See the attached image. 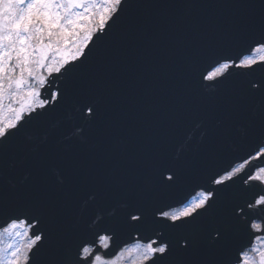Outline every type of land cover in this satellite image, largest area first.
Segmentation results:
<instances>
[{
	"label": "snow or ice",
	"instance_id": "snow-or-ice-1",
	"mask_svg": "<svg viewBox=\"0 0 264 264\" xmlns=\"http://www.w3.org/2000/svg\"><path fill=\"white\" fill-rule=\"evenodd\" d=\"M125 2L104 0L107 6L93 33L95 0H0V109L5 99L21 104L27 101L25 107L30 112L58 103L65 92L51 91L43 99L39 87L50 84L48 76L63 75L74 69L81 57L86 58L83 48L88 47L87 42L93 36L99 39L106 27L116 22ZM224 6L242 10L214 25L224 39L203 44L186 58L191 71L201 58H208L200 68L201 86H223L224 90L209 97L176 93L171 98L181 114L196 109L209 118L208 143L199 158L187 164L201 175L208 161L241 141L254 153L250 154L252 160L264 158V55L257 60L245 54L264 52V0H231ZM82 32L83 47L77 44L74 53L64 55L61 46L66 52ZM241 45L247 47L241 49ZM53 53H60L59 60L55 65L46 64ZM46 66L48 76L42 72ZM233 69L239 71L233 73ZM105 83H114L111 75ZM24 110L13 109L16 122L0 126V213L14 211L30 219L12 218L0 232V245L4 233L26 237L23 245L0 246V264H20L21 258L24 264H117L108 253L111 237L95 233L88 239L76 219V198L90 183L98 189L121 187L129 194V204L118 223L104 231L132 228L149 233L142 255L147 264H264V167L241 176L238 189L234 186L241 168L223 169V175L207 177L209 184L218 187L208 188L193 202L186 203L187 197L177 200L176 204L183 206L176 208L163 203L161 197L181 186L186 169L153 155L149 145L135 156L127 147L111 150L114 124L107 118L106 107L92 97H82L79 118L89 128L99 126L101 147L86 158H74L66 178L58 183L44 174L46 166L57 158L55 152H47L31 161L32 182L10 192L2 181V162L10 146L2 141L28 122L22 117ZM249 193L238 202V196ZM90 198L96 199L95 194ZM221 205L226 208L223 212L218 211ZM21 226L29 231H18ZM245 233L248 240L241 243ZM151 234L157 238L152 239ZM8 249L14 250L6 254Z\"/></svg>",
	"mask_w": 264,
	"mask_h": 264
},
{
	"label": "water",
	"instance_id": "water-1",
	"mask_svg": "<svg viewBox=\"0 0 264 264\" xmlns=\"http://www.w3.org/2000/svg\"><path fill=\"white\" fill-rule=\"evenodd\" d=\"M141 2L151 6H130ZM230 2L126 0L116 22L106 27L99 39L93 36L88 43L84 49L86 58L81 57L69 72L54 73L48 78L50 84L41 89L42 98L47 99L51 91L60 90L65 95L59 102L26 114L23 119L28 122L2 141L10 146L2 162V181L8 191L15 192L30 184L34 178L31 161L47 152H55L57 158L46 166L44 174L49 181L58 183L66 178V169L74 158H86L101 147L99 126L89 128L79 118L82 97H92L106 107L107 118L114 124L111 150L127 147L130 155L135 156L149 145L153 155L188 170L181 186L161 197L163 203L175 205L177 200L185 197L188 200L200 189L218 187L209 184L207 177L216 173L223 175V169L229 171L234 164L249 159L254 153L241 141L228 145L225 153L208 161L203 175L188 169L187 163L199 158L200 150L208 143L210 121L201 110L189 109L181 114L171 98L176 93L209 97L224 90L223 86H201L200 68L208 58H201L195 71L190 70L186 58L203 44L224 39L214 30V25L242 11L224 6ZM246 47L241 45V49ZM108 75L114 82L111 86L105 83ZM258 167H264V158L251 161L236 177L234 187L238 189L241 176ZM121 191L123 193L115 196L109 195L108 189H98L95 183H90L76 198V219L89 234L88 239L91 240L95 233L112 237L108 249L111 258L136 240L148 242L149 236V233L132 228L104 231L109 225L118 223L129 204V194L123 188ZM93 194L96 199L90 198ZM247 195L250 193L238 196V202ZM225 210L223 205L218 209L219 212ZM16 217L30 219L23 213L2 212L0 230ZM151 235L152 239L157 238ZM247 240L245 233L240 242Z\"/></svg>",
	"mask_w": 264,
	"mask_h": 264
},
{
	"label": "rangeland",
	"instance_id": "rangeland-1",
	"mask_svg": "<svg viewBox=\"0 0 264 264\" xmlns=\"http://www.w3.org/2000/svg\"><path fill=\"white\" fill-rule=\"evenodd\" d=\"M106 6L107 5L104 3V0H95V4L92 6V12H94L95 15H93V19H92L91 23L93 25H96V26L92 27V29H91L93 33H95L97 31V27H98V23H99V15L102 12L103 8ZM80 11H83V9H80ZM85 23H88V22H85ZM84 38H85V33L82 32L79 39L76 40L75 43L68 46V49L66 52L63 50V46H61L62 53L64 55H68V53H74L77 44H80V46L83 47V44L81 42L84 41ZM262 55H264V52L255 51V50L253 51L252 54H250V56L256 57L257 60ZM59 58H60V53H53L49 57V61L46 62V64L55 65L56 62L59 60ZM69 60H71V56H69ZM42 72H43L44 76H48L47 66L42 70ZM40 89H41V87H39V91H40ZM26 103H27V101H25V104ZM25 104H21L18 101L10 102L8 99H5L4 106L2 109H0V126H3V125L8 124V123H15L16 122L15 121V111H13V109L19 110L21 107H24L25 110L22 113V116L26 113H29L30 111L25 107ZM2 231H0V232H2ZM18 231H24L27 233L29 230L24 228L23 226H21L18 229ZM25 243H26V237L25 236H20V235H15V234L9 236L7 233H4L3 244L0 246L6 247L8 244H13L15 246V245H23ZM144 245L145 244H142V243H135L134 245H130L127 248L120 251L113 259H115L117 261V264H141L144 262L142 259V255H143V251H144ZM13 250L14 249H8V253H6V254H10V252ZM22 251H23V249H22ZM23 263H24V261L21 258L20 264H23Z\"/></svg>",
	"mask_w": 264,
	"mask_h": 264
},
{
	"label": "flooded vegetation",
	"instance_id": "flooded-vegetation-1",
	"mask_svg": "<svg viewBox=\"0 0 264 264\" xmlns=\"http://www.w3.org/2000/svg\"><path fill=\"white\" fill-rule=\"evenodd\" d=\"M153 149V151L155 150V147H153L152 148ZM155 156H157V155H155ZM188 164V163H187ZM247 165V162H244V163H239V164H236L234 167H233V169H235V168H241V172L243 171V169L245 168V166ZM188 170L186 169V174L188 175ZM112 188H108V190H111ZM202 192L203 191H197L196 193H195V195L191 198V199H189L186 203H188V202H193V201H195L201 194H202ZM183 206V205H182ZM182 206H176V208H179V207H182Z\"/></svg>",
	"mask_w": 264,
	"mask_h": 264
}]
</instances>
